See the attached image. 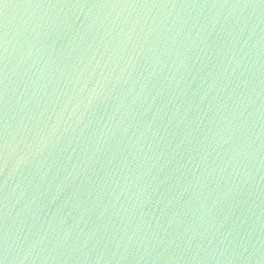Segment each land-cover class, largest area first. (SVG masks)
Wrapping results in <instances>:
<instances>
[{"label":"water","instance_id":"obj_1","mask_svg":"<svg viewBox=\"0 0 264 264\" xmlns=\"http://www.w3.org/2000/svg\"><path fill=\"white\" fill-rule=\"evenodd\" d=\"M0 264H264V0H0Z\"/></svg>","mask_w":264,"mask_h":264}]
</instances>
